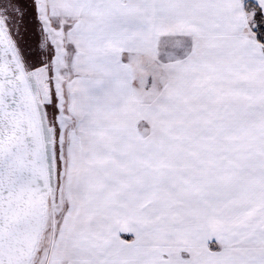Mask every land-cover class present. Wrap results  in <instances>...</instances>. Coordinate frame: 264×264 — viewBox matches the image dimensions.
<instances>
[{"label": "snow or ice", "instance_id": "obj_1", "mask_svg": "<svg viewBox=\"0 0 264 264\" xmlns=\"http://www.w3.org/2000/svg\"><path fill=\"white\" fill-rule=\"evenodd\" d=\"M0 264H264V0H0Z\"/></svg>", "mask_w": 264, "mask_h": 264}]
</instances>
